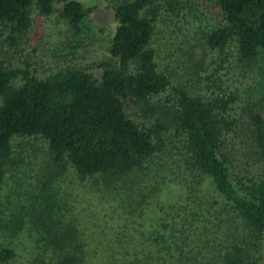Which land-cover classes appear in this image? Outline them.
Returning a JSON list of instances; mask_svg holds the SVG:
<instances>
[{
    "label": "trees",
    "instance_id": "trees-1",
    "mask_svg": "<svg viewBox=\"0 0 264 264\" xmlns=\"http://www.w3.org/2000/svg\"><path fill=\"white\" fill-rule=\"evenodd\" d=\"M109 2L117 24L100 76L67 67L40 77L0 62V230L13 238L25 229L31 250L49 253V264H264V104L252 93L264 63V0H216L208 28L192 23L218 64L206 73L195 64L199 42L185 32L170 37L181 50L170 53L173 63L154 45L167 17H189L182 0ZM34 8L78 31L93 7L0 0L7 43L31 27ZM230 73L255 77L248 88L225 87ZM25 136L45 143L32 189L20 188L36 164L31 152L24 162L15 141ZM68 167L92 180L89 198L69 200ZM7 170L21 175L11 197L3 191ZM81 202L106 210L110 224L115 211L135 218L126 223L140 235L130 252L111 259L79 236L80 221L66 216ZM15 255L12 245L0 246L3 264H25Z\"/></svg>",
    "mask_w": 264,
    "mask_h": 264
},
{
    "label": "rangeland",
    "instance_id": "rangeland-1",
    "mask_svg": "<svg viewBox=\"0 0 264 264\" xmlns=\"http://www.w3.org/2000/svg\"><path fill=\"white\" fill-rule=\"evenodd\" d=\"M79 1L93 8L78 31H74L65 19L58 17L57 13L42 15L34 8L31 12V27L19 37L15 44L7 43L5 36L0 35V62L7 67L27 68V70L36 73L40 77L67 67L84 68L100 76V62L110 57L108 45L115 31L117 20L109 0ZM182 3L189 7L184 8L189 17L182 16V14L181 17H167L166 22L160 23L156 27L154 45L158 48L159 53L169 58V63H173L171 52H177L181 55V50L176 47L177 44L173 45L171 43V36L177 41V36L181 37L185 32V36H188L192 42H199L194 39L197 36H195V32L193 33L192 23H201L205 28H208L211 22L218 17L217 11L219 9L216 0H182ZM189 20L190 23H188ZM177 26H180V31L177 30ZM175 28L176 31L174 32ZM191 34L193 35L191 36ZM196 45H199V52L201 51V59L197 57L198 54H195V64L198 71L204 73L214 71L218 64L213 59V51L206 49V43L203 39ZM191 58L194 61V58ZM200 61H202V64ZM258 66L261 68V75L257 74L252 93L256 99L261 100L264 104V63H260ZM249 74L244 76L230 73L228 77L223 75V85L233 87L237 84L240 88H248L255 77L254 75L249 76ZM16 140L20 142L19 147L24 146V162L30 160L29 152L35 153V157H32L31 163H29V165H33L34 161L36 162L34 167L30 169L31 175L20 184L22 189L24 187L32 189L36 183V179L32 175L37 169L39 170V159L41 160L43 156L45 143L42 140L27 136L17 137ZM33 147H36V149H33ZM24 165L22 164L21 167ZM26 167L28 168V164H26ZM13 170V177H11L10 170H7L3 187V191L6 187L9 197L17 193L15 189L21 176L18 170L16 172ZM91 183L92 180L88 178L80 180L72 168L68 167L66 169L63 186L68 190L69 200L73 199L76 202L75 197H79L81 200L84 197L89 198ZM176 193L173 187L169 188L168 194L174 195ZM81 203L80 208H78L79 205H76L77 207L74 208L76 210L72 211L73 215L68 217L65 215L66 220H70L75 216L80 221L79 236L83 233L82 237L84 239L101 246L108 258H123L130 250V248H127L128 243L138 241L140 238V235L137 234V226L126 224L129 220L135 218L130 214L115 211L110 214L115 215L116 224H110L107 219L103 218L106 210L85 209L83 208V202ZM134 223L136 224L135 220ZM6 234H8L7 231L5 233V230H0V246L4 243L5 245H12L16 249V262L41 264L45 260L46 264H49L51 260L49 253L38 255V252L31 250L34 237L30 236L25 229H19L12 236L13 238H7ZM0 264L3 263L0 261Z\"/></svg>",
    "mask_w": 264,
    "mask_h": 264
}]
</instances>
